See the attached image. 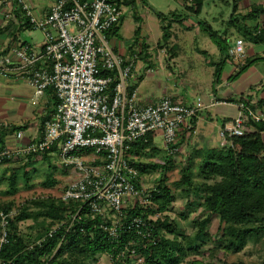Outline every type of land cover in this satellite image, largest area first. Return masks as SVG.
Masks as SVG:
<instances>
[{
    "label": "built area",
    "instance_id": "built-area-1",
    "mask_svg": "<svg viewBox=\"0 0 264 264\" xmlns=\"http://www.w3.org/2000/svg\"><path fill=\"white\" fill-rule=\"evenodd\" d=\"M177 1L193 6L196 0ZM0 6L4 18L26 20L43 35L38 47L26 41L14 42L11 56L6 55L0 63V75L18 72L35 96L50 88L57 97L55 112L45 121L42 135L27 145L0 150V160L28 155L38 158L39 153L55 145L59 166L70 176L60 194L64 202H78L80 209L101 216L102 229L113 239L120 230L132 229L141 239L155 243L149 222L140 216L125 218L128 208L151 207L155 191L154 183L149 181V185L129 163L127 150L147 133H160L169 155L184 151L178 143L180 132L184 130L191 137L194 117L225 101L212 97L205 102L196 97L183 103L163 96L139 104L138 89L130 82L136 56L124 59L107 36L122 16L115 0H54L42 16H37L25 0H0ZM244 53L241 38L227 49L237 68L244 62ZM10 57L17 63L13 64ZM237 108V114L219 129L220 145L229 137L245 134L247 123H264V110L243 101ZM21 137L22 132L17 131L16 138ZM83 149L90 152H80ZM132 243L130 240L128 246ZM107 258V264L143 262L140 254L127 247Z\"/></svg>",
    "mask_w": 264,
    "mask_h": 264
},
{
    "label": "trees",
    "instance_id": "trees-1",
    "mask_svg": "<svg viewBox=\"0 0 264 264\" xmlns=\"http://www.w3.org/2000/svg\"><path fill=\"white\" fill-rule=\"evenodd\" d=\"M200 6L201 0H196L189 8L197 13ZM260 15H264V4L252 6L243 19H256ZM156 16L162 22V41L168 45L170 24L164 25V21L169 16L159 11ZM176 20L179 19L172 17V21ZM20 23L23 29L32 28L26 20L20 19ZM116 27L117 25L107 31L108 38L112 33H116ZM202 29L209 37L218 39L217 33L208 25H202ZM3 30L0 28V33ZM138 32L139 27L136 29V33ZM243 33L255 43L264 42L262 26L246 28ZM219 40L216 44L222 46L223 41ZM176 47L173 44L168 48L172 57L176 54ZM228 47L229 44L221 48L225 50V57L214 66L213 86L220 80L222 67L228 59ZM263 58L255 56L246 60L232 78L237 77L254 61ZM54 98V109L46 120L55 112L56 95ZM239 100L242 101L243 98ZM251 106L264 110V101ZM196 118L197 116L192 120L193 128ZM229 120L225 118L223 125ZM247 124L249 129L245 134L229 137L224 145L193 147L192 154L187 158L188 164L181 170L182 176L175 182V188L183 186L182 191L188 196L193 193L197 205L202 207L204 216L198 217L197 229L193 234L184 233L167 215L166 211L175 200V194L165 183L163 176L157 181L154 180L155 191H152L151 207L128 208L124 213L126 219L140 216L149 222L151 236L155 238L153 244L138 237L132 229L120 230L117 238H111L101 227V216L91 214L86 208L80 209L78 202H64L60 196L30 198L20 205H16L14 199H0V232L3 234V240L0 242V264H90L101 254L116 255L120 251H126V247L133 248L140 254L143 264H246L242 260L213 263L188 257L203 253L201 248L205 247L209 254L219 248L227 252H237L244 248L249 240L259 241L264 237V142L261 137L264 123ZM3 137L0 129V150L7 148ZM156 150L158 147L154 143V135L147 133L145 137L130 144L126 156L140 175L158 167L165 172L172 167L171 155L165 149H160L164 152V164L150 166L142 162V156L149 152L155 153ZM54 151L55 145L50 150L39 153L38 158L28 155L15 160L1 159L0 167H5L0 168V183H7V188L2 193L14 195L19 181L29 182L35 166L40 161L57 170L51 162V153ZM80 152L88 153L90 150L83 149ZM11 163L13 164L10 165ZM193 165H196L197 171ZM51 174L49 172L45 177L43 186L49 187L55 183ZM193 200L187 203V207L190 206L188 211L193 205ZM156 214L159 215L154 220L148 219ZM29 219L34 222L36 228L33 236H26L20 229V223ZM3 220L4 225L1 224ZM106 221L110 224L109 219ZM215 221L216 230L210 234L208 226ZM130 240H133V243L128 246Z\"/></svg>",
    "mask_w": 264,
    "mask_h": 264
},
{
    "label": "crops",
    "instance_id": "crops-1",
    "mask_svg": "<svg viewBox=\"0 0 264 264\" xmlns=\"http://www.w3.org/2000/svg\"><path fill=\"white\" fill-rule=\"evenodd\" d=\"M25 1L31 5L34 13L37 16H42L47 13L54 2V0ZM144 1L142 2L144 3ZM117 2L121 6L122 16L115 29L116 33H112L109 39L115 51L121 54L124 59L127 60L129 58H132L134 55L136 56L130 82L132 83V86H136V88L138 89L137 102L139 104H144L163 96H169L172 99L183 103L192 102L194 99L189 100V98H185L181 94L177 93H167L165 89L162 91L161 95L156 96L152 91L149 92L147 88H140L139 83L142 82H153L156 83L157 86H160V84L163 82L161 75L155 68L156 65L154 63L155 59H157L158 66H161L162 63V58H160V56L154 49V47L161 43L162 35L161 38L156 41L155 45L152 46L144 39L146 36L140 34L142 31L140 29L143 25L146 27L147 34L148 32H150L149 21L153 20V17L151 15H156L157 11H153L149 7H142L141 10L144 15L139 13L136 14L133 11L134 7L132 6L135 3L134 0H117ZM138 2L141 4L140 0H138ZM173 2L176 4V6L169 2L166 3V15H168L169 17L164 21V25L170 24V38L168 39L167 43L173 42V44H176V48H179L177 42L173 41L179 38V36L176 35L177 31H173V28H175L174 30H176V23H178L179 25V30H177L182 33L181 35L183 39H186L187 36L190 37L189 31H194V36H197L199 34V31L202 29V25H208V27H210L217 33V37L223 41V44H225V46H227V44L231 45V43H233L236 38H241L244 41V62L255 56L264 57V42L255 43L251 41L250 37L247 36V34L245 35L243 33L246 28L253 29L255 27H264V15H260L256 19H244L245 24L241 31L243 36H240V33L238 32L240 30H237V24L239 23L238 16L244 17L249 12L252 6L263 5L264 0L256 3L254 2V0H232L231 10L228 13L224 14L215 7L214 3L212 5H209V3L214 2V0H201V6L199 12L197 13L192 12V9L189 8L191 6L185 5L181 1L174 0ZM226 2L229 3V1ZM126 6H130L133 9L131 13L133 22H135L134 26L136 27L138 22L141 23V27L137 26V28L139 27V32L136 33V28L135 30H133V34L129 36L130 39H133L130 45L127 44L128 40H126L125 42L120 34ZM177 7H179L180 10H178ZM179 11L183 12L182 15ZM3 12L4 10L0 6V28L4 29L3 32L0 33V63H2L3 58L6 55L11 56L10 48L12 47L14 42L21 41L19 39L18 32L23 29L21 27L22 23H20V18H4ZM172 17H177L179 20L172 21ZM215 23H219L220 27L222 28L214 29L213 24ZM159 27L162 30L161 21ZM234 32H236L237 34L233 37L232 35ZM245 36L248 38H246ZM138 37H140L142 40ZM179 39H181V37ZM41 43L29 44L34 47H38ZM176 56L177 54L171 57V59L175 58ZM10 58L13 64L17 63V61H15L13 57ZM239 68H237L235 62L232 59H228V63L226 64L225 62L222 67L220 80L215 85V87L213 86L214 78L212 73L210 92L207 94V96H205L204 101L207 102L210 98L215 97L220 101H225V103H219L210 108H207L197 116L194 123L195 134H197L198 125H201L203 127L206 126L203 121H207L210 124L211 122L213 123L216 118L219 119L218 110H215L216 107H219L221 105H233L238 110L237 103L240 102L239 99L241 98H243L242 101L248 103V105H257L259 101H264V58L254 61L237 77L232 78ZM184 73L182 72V75ZM54 96L55 93L50 88H47L42 95L35 96L32 88L26 83V81L21 77V74L18 72H12L8 77H3L0 75V129L4 134V144L7 148L12 149L18 145H27L28 143L39 138L47 117L51 115L54 109ZM225 118H229L231 120L233 116H223L222 118H220L221 122L218 127V132L225 123ZM17 131L22 132V137L19 139L16 138ZM156 135H159L161 137L160 133L154 134V137H156ZM183 135H185L184 130L180 132V136ZM202 139L203 138H201L200 141H202ZM218 139L220 145L219 135ZM200 147L201 146H199V148ZM159 148L164 149L163 144L162 147ZM51 154H54V156L57 157V149Z\"/></svg>",
    "mask_w": 264,
    "mask_h": 264
},
{
    "label": "rangeland",
    "instance_id": "rangeland-1",
    "mask_svg": "<svg viewBox=\"0 0 264 264\" xmlns=\"http://www.w3.org/2000/svg\"><path fill=\"white\" fill-rule=\"evenodd\" d=\"M135 3L132 5L134 10L130 6L125 7L124 18L122 22V27L120 34L122 39L128 40V45H130L133 39H130V35L133 34V30L140 26L141 23H137L135 27V22H133L132 13L133 10L136 14H142V7H149L153 11H161L163 13H167L166 10V3H172L176 6L173 2L174 0H140L141 4L138 0H134ZM144 1V3L142 2ZM223 1V0H222ZM222 1H215L210 2L209 5L215 4V7L221 11L223 14L228 13L232 7V0H224ZM226 1H229L227 3ZM262 0H254V2H260ZM144 5V6H143ZM180 10L179 7H177ZM145 9V8H144ZM151 10V11H152ZM180 12V11H179ZM152 13V12H151ZM183 12H180L182 15ZM153 20L150 22V32H146V27L143 25L140 30L141 35H145L144 38L147 42H149L152 46L155 45L156 41L161 38L162 30L160 29V20L157 18L156 15H151ZM239 23L237 24L238 31L240 36L242 35V28L244 27V19L242 16H238ZM158 19V20H157ZM213 28H222L220 27L219 23L213 24ZM176 35L181 37V39L177 38V40H173L177 42L179 48L175 49L177 56L171 59V50L168 48L173 44V42L168 43V45L161 41V45H157L154 47L155 51L158 53L161 60V66H158L157 59L154 60L155 68L158 70V73L161 75L162 83L160 86L156 83H139L140 88H147L149 92H153L156 96L161 95L162 91L165 89L167 93H177L181 94L185 98H189V100L195 99L197 96L205 99V96L210 92V83L212 79V73L214 70V66L221 58L225 57V50L221 48H225V44H221L222 46H218L216 41L218 39H213L209 37L208 33L201 29L197 36H194V31H189V36L186 39L182 38V33H180L179 25L176 23ZM178 29V30H177ZM237 33H233L236 35ZM19 39L21 41H27L29 43H41L43 41V35L40 30L36 28H24L18 32ZM246 37V36H245ZM140 38V37H138ZM248 38V37H246ZM141 39V38H140ZM139 40V39H138ZM142 40V39H141ZM140 40V41H141ZM220 41V40H219ZM222 42V41H221ZM176 45V44H174ZM228 59H230L228 57ZM228 59L225 60L226 64L228 63ZM224 62V63H225ZM182 72L184 73L182 75ZM215 87V86H214ZM215 110H218V118H216L213 123L207 121H203L206 126H199L197 134L188 136L183 135L178 143L184 148V151L177 152L174 155L170 156L172 161V167L167 171H163L161 167L156 169H152L149 172H145L143 178L146 179V182L149 184L154 183V180L157 181L162 176L165 177V183L171 188L175 194V200L171 204V206L166 211L167 215L170 219L174 220L175 223L178 224V228L183 229V232L186 234H193L197 229L196 223L199 219L198 217L204 216L202 213V207L197 205V200L194 194L185 195L182 191L183 186L179 188H175V182L180 179L182 176V168L185 167L188 162L187 158L190 157L192 154L193 147H213L219 146V139H218V127L220 124V118L223 116L227 117H234L237 114V109L233 105H221L216 107ZM202 139V141H200ZM262 138L264 140V132H262ZM155 145L158 147L156 152H149L145 156H142V162L147 165L153 164H164V152L160 150L159 147H162V140L159 135L154 137ZM51 162L53 166H56V169L53 167H48L46 163L40 161L35 166L36 169L32 173V177L29 182H25L24 180H20L18 183V189L14 195L8 193H2L7 188V183L2 182L0 183V199H14L16 205H20L24 200L35 198V197H59L62 191L64 190L70 176L67 171H64L59 166V161L54 154L51 156ZM11 163L10 165H12ZM2 168L5 167L4 165L1 166ZM0 167V168H1ZM194 167V165H193ZM1 168V169H2ZM194 170L197 171V167L195 165ZM51 172L52 177L55 179V183L49 187L43 186V181L47 175ZM197 180V179H196ZM145 182V180H144ZM146 183V184H147ZM150 183V184H151ZM149 184V185H150ZM199 198V197H198ZM197 198V199H198ZM195 199V200H193ZM193 202L190 211L189 207H187V203ZM194 208V209H193ZM4 220L2 221V225H4ZM34 222L29 219L24 222L20 223V229L26 236H33L35 234L36 228L34 227ZM217 222H213L210 226H208V230L210 234H213L216 230ZM167 237H172L171 235H167ZM3 240V234L0 232V242ZM209 246V245H208ZM203 253L200 254H192L188 257V259L196 258L201 259L207 262L213 263H221V262H234L238 260L244 261L246 264H264V237H262L259 241L249 240L244 248L240 251L234 252L230 251L227 252L221 248L214 253L211 252L209 254L208 251H205V248H201ZM108 258L106 255L101 254L98 256V259L90 264H107ZM122 264V263H121ZM143 264V263H141Z\"/></svg>",
    "mask_w": 264,
    "mask_h": 264
}]
</instances>
